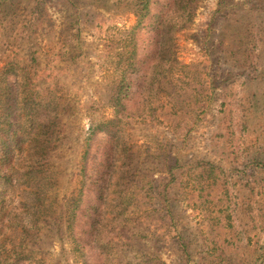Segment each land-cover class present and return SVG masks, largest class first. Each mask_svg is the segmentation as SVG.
Here are the masks:
<instances>
[{
	"label": "rangeland",
	"instance_id": "rangeland-1",
	"mask_svg": "<svg viewBox=\"0 0 264 264\" xmlns=\"http://www.w3.org/2000/svg\"><path fill=\"white\" fill-rule=\"evenodd\" d=\"M140 2L0 0V69L30 55L36 90L61 102L48 213L12 264L260 262L264 0H153L134 47Z\"/></svg>",
	"mask_w": 264,
	"mask_h": 264
},
{
	"label": "trees",
	"instance_id": "trees-1",
	"mask_svg": "<svg viewBox=\"0 0 264 264\" xmlns=\"http://www.w3.org/2000/svg\"><path fill=\"white\" fill-rule=\"evenodd\" d=\"M191 1L194 0H184L185 5L191 7ZM140 3L141 9L136 11L137 25L130 30L129 37L134 47L136 33L150 14L153 0H142ZM38 22L40 19L37 18L29 21L28 28L22 32V41L27 48L32 47ZM163 23L159 22L157 29L159 31L162 26V45H165L172 25ZM126 52L125 69L127 72L134 71L137 51L132 49ZM11 59L0 69V199L4 201L0 221L6 230L4 242L9 243V246L4 243V255L11 259L6 264L22 259L29 243L35 240L38 224L48 213L49 191L53 185L49 174L53 150L51 136L59 125L61 115V102L58 99L47 100L36 90L35 82H32L35 59L31 60L30 55L24 56L22 62L13 60V57ZM126 79L124 75L116 97L117 106L121 108L124 107L123 95L129 91ZM115 121L116 118L109 123ZM110 134H113L111 130ZM260 168L264 173V165ZM79 196L76 205L80 204L82 193ZM259 264H264V246Z\"/></svg>",
	"mask_w": 264,
	"mask_h": 264
}]
</instances>
